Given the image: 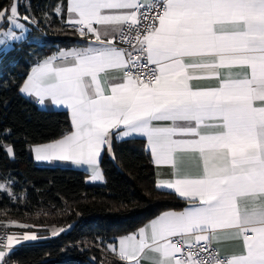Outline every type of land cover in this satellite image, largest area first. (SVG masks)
<instances>
[{
    "label": "snow or ice",
    "instance_id": "snow-or-ice-1",
    "mask_svg": "<svg viewBox=\"0 0 264 264\" xmlns=\"http://www.w3.org/2000/svg\"><path fill=\"white\" fill-rule=\"evenodd\" d=\"M18 6L0 20L24 31ZM64 11L85 44L35 65L20 92L67 109L73 131L35 147L36 159L87 165L99 179L113 130L144 137L171 169L157 186L187 206L120 238L119 258L264 264V0H68ZM18 39L9 31L0 44ZM18 242L7 236L9 249Z\"/></svg>",
    "mask_w": 264,
    "mask_h": 264
},
{
    "label": "trees",
    "instance_id": "trees-1",
    "mask_svg": "<svg viewBox=\"0 0 264 264\" xmlns=\"http://www.w3.org/2000/svg\"><path fill=\"white\" fill-rule=\"evenodd\" d=\"M12 0H0L5 9ZM66 0H28L18 6L44 37L42 46L25 42L0 62V228L7 222L28 225L44 240L25 244L8 257L14 264H124L106 247L135 232L146 221L183 203L156 188L153 165L142 139L113 140L104 153L102 186L85 183L86 174L70 168L37 166L32 145L54 142L71 131L65 111H44L19 93L31 67L59 49L80 44L64 24ZM30 35V34H29ZM11 147L14 156L5 151ZM62 229V231H61ZM52 230L61 231L50 236Z\"/></svg>",
    "mask_w": 264,
    "mask_h": 264
},
{
    "label": "crops",
    "instance_id": "crops-1",
    "mask_svg": "<svg viewBox=\"0 0 264 264\" xmlns=\"http://www.w3.org/2000/svg\"><path fill=\"white\" fill-rule=\"evenodd\" d=\"M68 3V0H66V4L64 6V8H61V11L64 13V17H65V20L68 18L66 12L64 11V9L66 8V5ZM55 13L57 15L58 12H57V9L55 11ZM65 20H64V24L71 30H73L79 41L80 44H76L74 46H69V47H65L63 49H59L57 51H55L54 53H52L51 55L47 56L46 58H44L43 60L49 58V57H52V56H55V55H58L61 51H67V50H70V49H74V48H79L81 46H83L85 44V40L84 38H81L79 36V34L74 30L73 26L71 25H68L65 23ZM43 60L41 61H38L36 62L35 64L31 65V67L29 68L27 74H26V77L25 79L23 80L21 86L23 85V83L25 82L27 76L31 73V69L37 65L38 63L42 62ZM194 84H198L199 86H202V87H207V86H210V85H214L215 84V81L214 80H201V81H194L193 82ZM20 86V88H21ZM20 88H19V93L25 97L26 99H28L29 101H31L33 104H35L39 109L41 110H44V111H65L68 115V118H69V122L71 124V131L69 133H71L73 131V126H72V123H71V117H70V113L67 109L63 108V107H58V106H53L51 105L49 102H46L44 105H40L36 102V100L32 97H28L27 95L23 94L20 92ZM116 131L117 130H113V136L111 138V145H112V142L113 140L115 141H125V140H130V139H142L143 142H144V148H145V151L149 154L150 156V159H151V162H152V165H153V171H154V177H155V184H156V188L160 191H163V192H167V193H171L173 194L177 199H179L182 203H183V207L181 209H178V210H169V211H181L183 210V208H185L187 206L185 200L181 197H179L175 192L174 190L172 189H168L166 187H158L157 184L158 182L160 181H164V180H169V179H172V175H171V169L168 167V166H157L155 165L153 159H152V156H151V153L150 151L148 150V147H147V143H146V138L144 137H139V136H131V137H119L118 135H116ZM68 133V134H69ZM55 142V141H54ZM50 143H53V142H50ZM45 144H49V143H45ZM45 144H38V145H32L28 148V153L30 155V157L32 158L33 162L37 165V166H41V167H60V168H70V169H73V170H76V171H81L83 173L86 174V178H85V183L87 185H90V186H102L105 182V179L103 177V174L101 172V169H100V166H99V173H100V177L99 179H93V176L95 175L93 170L90 169L87 165H78V164H75L73 163L72 161H62V160H37L36 159V154L34 152V148L37 147V146H41V145H45ZM7 147L5 148V151L7 152ZM104 153H107L109 156H111V151H109L107 149V146L105 147V149L102 151L101 153V157H100V160L103 156ZM1 183V182H0ZM0 190H1V185H0ZM168 212V211H166ZM165 213V212H163ZM161 213V214H163ZM161 214L153 217L152 219L146 221L141 227H139L135 232L131 233V234H128V235H132V234H136L138 233L139 229L140 228H143V227H146L148 226L153 220L157 219ZM20 223H17V222H7L5 225L8 229V232H10L11 229H14L15 231H17V235H14L17 240L19 241L18 243L14 244L13 247L11 249H9L7 247V242H6V245H5V248H0V251H4L5 252V256L3 258L2 261H0V264H2L4 262V260L8 259L9 255L17 248L25 245V244H28V243H33V242H36V241H40V240H44L46 239V237H39L38 233L37 232H28L27 229H29L30 227H25V228H21V227H18L17 225H19ZM53 232H57L58 234L61 232L59 230H52L49 232V235L50 236H56V235H53ZM35 234L37 239L35 240H23L22 237L24 234ZM11 235V234H9ZM8 235V236H9ZM126 235V236H128ZM122 237H125V236H122ZM122 237H119L117 238L114 242H111L107 245L106 249L107 251L112 255L113 258H115L116 260L120 261V262H123L124 264H127L126 261H122L120 258H119V239L122 238ZM223 245L224 247H230L231 246V242L229 241H224L223 242ZM115 248L116 251H113L112 249ZM153 254L151 253H148V256H152ZM141 264H152L151 260L149 259H142L141 260Z\"/></svg>",
    "mask_w": 264,
    "mask_h": 264
},
{
    "label": "rangeland",
    "instance_id": "rangeland-1",
    "mask_svg": "<svg viewBox=\"0 0 264 264\" xmlns=\"http://www.w3.org/2000/svg\"><path fill=\"white\" fill-rule=\"evenodd\" d=\"M13 2H14V0H12L10 2V4L7 6V8H5V9H10L11 6L13 5ZM18 5L19 6H23V5L27 6L28 0H18ZM24 16H27V15L26 14H23V15L19 14V19L17 21V22L25 25L24 31L14 29L10 23H7L4 20H0V39L3 38L4 33L9 32V31H14L16 36L19 37L18 40L8 41L7 45L0 44V62H2L6 53L8 51L14 49L16 45H21L22 43H25V42H32V43H37L39 46H42V42L44 41L43 40L44 37L39 36L37 33L31 34L33 32L32 28L35 26V24L31 20H29V21L23 20ZM2 56H3V58H2ZM8 156L12 157V155H10L9 153H8ZM0 185H1V190L7 191L6 183L1 182ZM4 227L6 228V226H4ZM6 230L8 231L7 228H6ZM8 233L11 235H17V231H15L14 229H11L10 232H8Z\"/></svg>",
    "mask_w": 264,
    "mask_h": 264
},
{
    "label": "built area",
    "instance_id": "built-area-1",
    "mask_svg": "<svg viewBox=\"0 0 264 264\" xmlns=\"http://www.w3.org/2000/svg\"><path fill=\"white\" fill-rule=\"evenodd\" d=\"M78 33V32H77ZM124 47H127L126 45ZM9 235L8 231L4 228H0V239H3L4 243L0 248H5L7 242V236ZM2 264H14L13 262L9 261L8 259L4 260Z\"/></svg>",
    "mask_w": 264,
    "mask_h": 264
}]
</instances>
